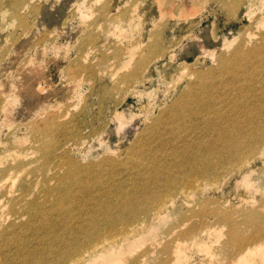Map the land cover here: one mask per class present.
I'll list each match as a JSON object with an SVG mask.
<instances>
[{
    "label": "rangeland",
    "instance_id": "374dc122",
    "mask_svg": "<svg viewBox=\"0 0 264 264\" xmlns=\"http://www.w3.org/2000/svg\"><path fill=\"white\" fill-rule=\"evenodd\" d=\"M29 2L28 35L0 20V171L16 167L0 183V264H77V254L80 264H264V155L253 154L264 149V73L250 84L222 73L250 102L262 98L251 115L231 94L216 111L203 91L183 95L202 77L212 92L223 56L264 51V0ZM31 61L38 70L25 77ZM227 137L244 162L210 153ZM213 166L217 174H199ZM68 173L82 177L73 189ZM24 184L40 208L19 205L15 220L10 202ZM61 197L69 201L56 208ZM158 198L167 210L145 222L151 210L139 205ZM111 225L118 242L94 253Z\"/></svg>",
    "mask_w": 264,
    "mask_h": 264
},
{
    "label": "bare ground",
    "instance_id": "6f19581e",
    "mask_svg": "<svg viewBox=\"0 0 264 264\" xmlns=\"http://www.w3.org/2000/svg\"><path fill=\"white\" fill-rule=\"evenodd\" d=\"M29 1L30 0H12V4H11L9 9L2 8L3 4L0 3V20L4 21V20H6L7 17H9L8 19L11 21V23L15 24L14 28L16 30V35H18V36L28 35L31 31L29 16L25 15V13L23 11L24 8L27 5H29V3H30ZM34 13H35V15H37L39 12L37 9H34ZM6 43H8V41ZM8 49H9V46L6 48L5 51H7ZM4 56H5V52H3L0 55V65H2V63H3ZM251 59H253V61H251ZM254 63H255V65H253ZM28 64H29V66L25 69V71L23 73L25 75V77H31V75H35L37 70H38V67L35 65V63H32V61H31V63H28ZM220 67H221L220 68L221 70L219 72L213 73L214 81L212 84V90H213L212 92H210V93L207 92V87H208L207 86V79L202 77V78H200L201 83H198V85L196 84L193 87H190L187 91H185L183 93V95H187L189 93V91H195V90L203 91L204 93H206L208 95L207 99L203 100V104L205 105V109L216 111V110H218V106L216 105L217 100L223 98L227 94H231L233 96V99L236 101V105H239V103L241 101L246 100L247 104L244 105L243 107H246L248 109V114L251 115L252 111H253L252 106H255L256 103L262 98L259 95L255 94L253 96V99H252L253 102H250L251 100L247 97V95H242L238 88L231 86L229 84V82L223 77V74L232 75L234 77L237 76L238 78L246 81L248 84H250L252 81H254L255 76L263 77L262 75L264 73V51L256 49V48H254L251 51L250 50L244 51V50L240 49V50L236 51L230 57L223 56L220 59ZM205 76L206 75H204V77ZM194 93L195 92H192V94H194ZM198 96H199V94H198ZM198 96H195V100L198 99ZM16 99H17V97H16ZM181 100L184 101L183 99H181ZM7 104H4L6 106L2 105L4 117H7L9 114H12V116H13V113L15 112L14 111V105L9 104V103H7ZM262 107H263V105H259L256 107V109L259 110ZM188 109H189V106H188ZM173 112L174 113L172 116H170V119L176 120L179 117L178 123L181 125V116H179V110L174 107ZM218 118H219V120L226 119V117H222V116H220ZM226 121H227L228 127H229V125L236 122V119H227ZM4 124H6V123H4ZM187 124H188L187 119L185 120V122H182V125H184V127H186ZM158 129L159 128L152 129V132H156V130H158ZM238 142H239V140L237 137L235 139L227 137L226 138V146L223 149L212 150L210 153L214 154L217 159H220L221 154L223 152H227V154H226V166H229L230 164H231V166H233L234 165L233 162L239 164L240 162H244L245 159L242 158L238 154H235L236 158H234L233 154L230 152L231 149H233L237 145ZM45 150H47V147H45ZM253 150H254V148H253ZM48 153L49 152H45L46 155H48ZM261 153L264 155V149H261L255 153H253V154L259 155ZM243 155H245V151H244ZM263 155H260V157H262ZM210 160L211 159L208 158L206 161L210 162ZM106 161H107V166L109 168H112L113 166H115L117 164V162L112 161V160L110 161V159H107ZM198 164L199 163H195L194 166H197ZM218 165H220V163ZM21 166H22V164L18 165V167H21ZM213 167H214V169H213ZM213 167H211L207 170L202 168L199 171V174H203V175L217 174L220 171V169L218 168V166H213ZM13 169H16V167L4 169L2 172L0 171V183L2 181H6V180H9V178H11V176H12L11 170H13ZM226 169H227V167L225 168V170ZM60 177H61L62 182L64 184L70 183V188H72V189L74 187H76L82 181V177H79L74 173H68V175L60 176ZM15 178H17V177H15ZM215 183H219V181L217 180L215 182H211L212 186ZM215 186H217V185L215 184ZM0 187H2V186H0ZM43 189L46 190L47 188H43ZM20 190L22 192V198L23 199L20 200L19 198H14L10 202L11 209L15 212L14 213L15 218H16L15 220H18L23 214V213L18 212L19 205L22 207H26V209H28L30 215H34L36 213V211L40 208L38 202L32 201V200H37V195L31 196L32 193H30V187L28 185H26V184L22 185ZM51 190L52 189L48 190V192ZM23 200H25V201L22 202ZM168 200H169L170 204H172L174 202L173 199H168ZM68 201H69V198L61 197L56 202V204H54V206L58 205V206H56V208H61ZM20 202H22V203H20ZM139 207L142 208V212H146L148 210H151V211H148L146 214V215H149L147 217V219H144L145 222H148L149 218L152 219L155 217H159L161 215V213H163V210H165L168 207V205H167V200L162 201L161 198H158L155 205H152L149 202H145V203H141L139 205ZM135 209H136V206H135ZM150 214H151V216H150ZM131 219L134 220V217L131 216ZM151 219H150V224L152 222ZM16 222L17 221H15V223ZM130 222H132V221H130ZM136 223L137 222H135V225H136ZM126 224H128V222L124 220L123 225H126ZM141 225H142V222H138L137 226L135 227V230L137 229V227H139ZM105 230L108 231L107 235H105L103 237H101L102 234L98 235L97 238L94 240L95 242L98 241V243L92 247V250L94 253H96V251H99L100 249H102L106 246L105 241H109L111 243L104 249V251L106 249L109 250L108 248L110 247L111 244L118 242L117 238H114L111 236V234L113 235L114 232H116L114 225H111V226L105 228L104 231ZM129 233L130 232L127 228H125L123 230L124 240H128ZM99 244H101V245L99 246ZM70 250H71V252L74 251V249L72 247H70ZM69 254L70 253H67V251L60 252L59 257L60 258H66ZM83 259H84V255H82L80 258V255L77 254V264L82 263Z\"/></svg>",
    "mask_w": 264,
    "mask_h": 264
}]
</instances>
